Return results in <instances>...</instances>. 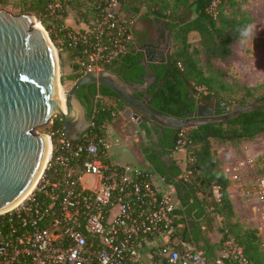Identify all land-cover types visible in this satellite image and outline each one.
Returning a JSON list of instances; mask_svg holds the SVG:
<instances>
[{"label":"built area","instance_id":"2783aa9c","mask_svg":"<svg viewBox=\"0 0 264 264\" xmlns=\"http://www.w3.org/2000/svg\"><path fill=\"white\" fill-rule=\"evenodd\" d=\"M69 1L49 0L47 9L63 13ZM124 1L99 0L92 23L74 28L64 21L55 33L54 47L75 54L80 76L114 66L133 46L134 22L123 14ZM95 99L117 106L101 94ZM111 123L99 130L93 114L77 141L54 119L39 128L50 138V151L33 187L0 212V264H253L228 230L213 261L187 242L179 232L184 208L175 184L151 167L115 160L111 149L119 141ZM185 130L174 153H186ZM184 163L185 157L177 160ZM225 171L245 196L256 198L264 221V175L246 182L239 168ZM190 173L184 170L179 178L187 181ZM213 194L220 199L219 188Z\"/></svg>","mask_w":264,"mask_h":264},{"label":"trees","instance_id":"16d2710c","mask_svg":"<svg viewBox=\"0 0 264 264\" xmlns=\"http://www.w3.org/2000/svg\"><path fill=\"white\" fill-rule=\"evenodd\" d=\"M86 1L70 0L68 5L75 3V7L80 8ZM97 1L99 0H95L91 6H86L85 10L94 19H97L99 15L95 3ZM244 1L125 0L122 10L127 19L133 20L134 16L145 8L147 10L145 17L149 20H163L167 24L171 30L173 59L180 72V77L188 82L195 92H198L197 86L205 87V91L198 92L200 96H204L206 100L210 101L221 99L229 102L230 106L236 104L241 107L250 103L255 104L256 108L244 111L227 122L210 123L186 129L187 142L183 168L176 162L170 169L159 165L157 153L151 143L143 145L142 151L154 170L165 177L169 183L176 185L180 183L176 177H179L184 170L191 172L189 179L183 181L193 195H188L186 199L182 200L184 209L179 211L182 217L178 220L179 223L185 220L196 222V226L184 236L187 242H194L197 245L203 243L199 249L204 250L209 260L213 261L217 257L215 249L210 245L201 225L205 217L219 216L222 218L221 243L224 242L225 231L228 230L243 247L245 256L253 264H264V249L257 235L258 231L246 229L239 221L234 220L236 215L228 191L231 180L222 167L212 142L213 139H217L222 143L231 142L238 145L244 140L253 141L259 135L264 134V94L256 96L258 90L264 88V84L247 86L237 83L232 86L220 80L218 75L207 74L201 66L200 50L193 48L189 41V34L196 32L200 36L201 52L204 53L209 63L212 59L227 60L233 54L232 45L247 35L253 23L252 15L243 7ZM48 3L49 0H20L17 7L20 8V14L26 12L36 14L49 31L52 41L56 43L55 33L65 21L67 13L66 10L63 13H50L47 9ZM69 56L71 59L75 58L74 53H69ZM130 56V51H128L117 60L114 66L107 69L118 73L122 66L131 63ZM76 66L77 64L73 61L74 74L70 77L73 80L80 76L75 72ZM123 79L126 80L125 77ZM86 87L88 86L82 87L79 97L86 108H89L90 97L86 92ZM239 93L240 96H238ZM92 94L95 96L101 94L117 104L115 107L113 104L109 105L102 101L96 103L93 114L97 122V129L102 130L104 124L112 122L118 116L114 112L123 110L125 104L113 91L104 86L92 85ZM161 112L167 114L165 110ZM54 121L56 126H62L58 117H55ZM140 126L147 131L146 126L142 124ZM178 145L177 139L168 152L174 153ZM215 187L219 188L221 193L219 200L213 194Z\"/></svg>","mask_w":264,"mask_h":264},{"label":"water","instance_id":"95a60500","mask_svg":"<svg viewBox=\"0 0 264 264\" xmlns=\"http://www.w3.org/2000/svg\"><path fill=\"white\" fill-rule=\"evenodd\" d=\"M141 64L147 72L150 70L145 57ZM143 80L127 82L108 69L89 71L64 94L55 47L42 25L39 26L36 16L31 12L14 14L0 9V212L16 204L33 187L44 169L50 138L39 128L61 116L65 135L73 141L79 140L90 128L96 99L92 97L88 112L79 97L83 86L100 85L113 91L125 104L123 118L146 126L154 149L159 148L166 128L178 131L227 122L256 108L250 103L231 109L229 102L219 99L209 105H196L190 117L179 118L151 106L155 91L149 94L146 77ZM136 93H142L143 97ZM159 149L162 158L173 163L174 157L165 155L163 147ZM176 179L180 182L175 186L181 199L187 192L193 195L183 180ZM185 222L188 226L179 229L184 236L188 228L195 225L193 220Z\"/></svg>","mask_w":264,"mask_h":264},{"label":"rangeland","instance_id":"374dc122","mask_svg":"<svg viewBox=\"0 0 264 264\" xmlns=\"http://www.w3.org/2000/svg\"><path fill=\"white\" fill-rule=\"evenodd\" d=\"M19 1L20 0H0V9H7L14 14H20V8L17 7ZM94 1L95 0H87L80 8H76L75 3L72 5H67L66 18H70L74 25H76H71L72 27L80 28V22H84L86 25H89L92 23V21H94L92 15L88 12H85L86 6H91ZM243 7L252 15L253 23L249 28L247 35L232 45L233 54L227 60L212 59L209 63L204 53L201 52L202 47L198 33H190L189 41L193 48L200 50L199 55L201 66L204 68L207 74L218 75L220 80H223L225 83L231 84L232 86H235L237 83L247 86H257L264 84V0H245ZM146 11L147 10L144 8L138 15L134 16V29H143L147 24L154 22V20H149L147 17H145ZM34 15L37 18V22L42 25L51 39L49 31L41 23L37 15ZM148 17L151 16L148 15ZM55 53L59 68L61 86L63 93L65 94L72 88L77 80L70 78L71 75L74 74L73 59H71L69 54L66 52H57L56 48ZM196 89L198 92L206 90L203 86H197ZM262 94H264V88L259 89L256 93V96H260ZM240 95L241 94L239 93L238 96ZM249 100L252 101V99ZM230 107L231 109H234L238 106L234 104ZM118 123L119 122L117 121V124ZM130 127L128 126L127 133L125 132L122 135L123 137H120L121 142L126 147L136 144L138 147L142 144H150V139H148L145 131L142 129V127H140V125H135V128L133 129ZM126 136H130L131 138L128 142H124L127 141ZM212 142L217 146L222 143L217 139H213ZM259 144L260 146H258V148H263L264 150V139L259 140ZM175 154L177 157L182 155L184 156L185 151H178ZM259 157L258 173L264 175V153ZM119 160L123 162L130 161L131 163H135L133 159L129 158H120Z\"/></svg>","mask_w":264,"mask_h":264},{"label":"flooded vegetation","instance_id":"af4514ba","mask_svg":"<svg viewBox=\"0 0 264 264\" xmlns=\"http://www.w3.org/2000/svg\"><path fill=\"white\" fill-rule=\"evenodd\" d=\"M130 55L131 63L122 66L118 70V74L123 78L125 77L127 82L132 83L143 82V77H146L149 94L155 91L150 104L158 111L165 110L169 115L187 118L190 117L189 114L195 112L196 105H209L211 102L216 101L206 100L204 96H200L188 82L180 77V72L173 59L171 30L163 20H154V22L147 24L146 27L140 30L134 29V43L130 49ZM144 57L150 65L148 72L145 66L141 64ZM86 92L90 97V107L87 108L89 112L91 99L95 96L92 94V86L86 87ZM136 95L140 98L143 97L142 93H136ZM96 103L95 100V105ZM127 122L132 129L135 128V125H140L136 120ZM144 131L147 135V131ZM179 132L180 130L166 128V135L160 138L159 144V148H164L165 155L171 154L168 151L175 140H179ZM148 139L150 138L148 137ZM159 148L155 149L157 163L166 169H170L176 161L171 163L170 160L162 158Z\"/></svg>","mask_w":264,"mask_h":264},{"label":"crops","instance_id":"0c3cea01","mask_svg":"<svg viewBox=\"0 0 264 264\" xmlns=\"http://www.w3.org/2000/svg\"><path fill=\"white\" fill-rule=\"evenodd\" d=\"M67 17V16H66ZM65 17V22L68 25H74V23L71 21V19H67ZM67 19V20H66ZM80 27H83L86 25L84 22H80ZM67 53V52H66ZM69 54V53H67ZM118 117V118H117ZM111 123V131L113 132V136L118 139V143H115L111 149V154L113 158L117 161H120V158L124 159H133L135 163H131L130 161H124L126 163H131L135 166L139 167H152V164L149 162L147 156L142 151V146H128L126 147L122 142L120 137L126 132L128 126V122L123 118L122 116V110L121 114H119ZM117 121L119 122L117 124ZM117 124V125H116ZM119 128V129H118ZM129 131V130H128ZM128 135V134H127ZM123 137V136H122ZM128 142L130 136H126ZM264 139V134L259 135L255 140H244L240 142L238 145L232 144L231 142H225L221 143L219 146L215 145L213 149L217 151L218 158L222 163V167L226 169H230V171H234L236 168H239L241 172L245 175L246 182L251 180L256 174L258 173V167H259V159L260 155L264 153L263 148H258L260 146L259 140ZM151 143V141H150ZM171 155L174 157L173 161L177 162L180 158H184V156H179L175 153H171ZM250 160H254V163H250ZM123 162V161H120ZM182 168L184 167L183 164L180 165ZM154 169V168H153ZM157 172V171H156ZM229 194L230 198L234 207L235 212V221H239V223L246 229H255L258 231L257 235L260 238L262 242V247L264 249V221L262 220V210L259 202L256 200V198L252 196H245V189L241 186L240 183H236L231 180L230 186H229ZM179 195V193H178ZM188 195H191L190 192H187L185 194V197L181 199H186ZM183 207V204H182ZM184 208V207H183ZM189 221V220H188ZM181 228L188 226L187 222H181ZM222 225V218L219 216L209 215L205 217L202 220V229L205 231L208 241L212 247L215 249V256H218L221 253L222 249V232L220 231V227ZM196 226L195 225L193 227ZM192 227V228H193ZM192 228H188V233H190ZM184 237V235H183ZM191 245L196 246L199 248V246H202L203 243L196 244L194 242H190Z\"/></svg>","mask_w":264,"mask_h":264},{"label":"bare ground","instance_id":"6f19581e","mask_svg":"<svg viewBox=\"0 0 264 264\" xmlns=\"http://www.w3.org/2000/svg\"><path fill=\"white\" fill-rule=\"evenodd\" d=\"M39 26H40V24H39ZM55 55H56V53H55ZM63 99H64V95H63ZM65 109H67L66 106H65ZM34 184H35V183H34ZM34 184H33V185H34Z\"/></svg>","mask_w":264,"mask_h":264}]
</instances>
